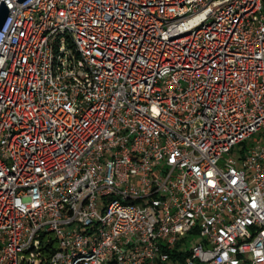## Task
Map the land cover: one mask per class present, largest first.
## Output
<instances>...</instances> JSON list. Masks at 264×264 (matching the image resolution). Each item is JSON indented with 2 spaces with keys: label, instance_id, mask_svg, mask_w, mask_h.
<instances>
[{
  "label": "built area",
  "instance_id": "1",
  "mask_svg": "<svg viewBox=\"0 0 264 264\" xmlns=\"http://www.w3.org/2000/svg\"><path fill=\"white\" fill-rule=\"evenodd\" d=\"M5 2L0 264H264V0Z\"/></svg>",
  "mask_w": 264,
  "mask_h": 264
},
{
  "label": "rangeland",
  "instance_id": "2",
  "mask_svg": "<svg viewBox=\"0 0 264 264\" xmlns=\"http://www.w3.org/2000/svg\"><path fill=\"white\" fill-rule=\"evenodd\" d=\"M260 137L261 136L259 134H256L255 136H253V137L249 138L247 141H245V143L236 146L235 150L232 153V156L235 157L236 159H239L247 149H250L254 145H256V143H257L258 139H260Z\"/></svg>",
  "mask_w": 264,
  "mask_h": 264
},
{
  "label": "water",
  "instance_id": "3",
  "mask_svg": "<svg viewBox=\"0 0 264 264\" xmlns=\"http://www.w3.org/2000/svg\"><path fill=\"white\" fill-rule=\"evenodd\" d=\"M20 2H23L24 0H18ZM10 10L8 8V5L6 4L5 0L2 1L0 5V29L4 25L5 21L9 17Z\"/></svg>",
  "mask_w": 264,
  "mask_h": 264
}]
</instances>
